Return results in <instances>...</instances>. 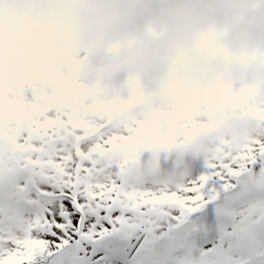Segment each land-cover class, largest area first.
Listing matches in <instances>:
<instances>
[{
	"label": "snow or ice",
	"instance_id": "obj_1",
	"mask_svg": "<svg viewBox=\"0 0 264 264\" xmlns=\"http://www.w3.org/2000/svg\"><path fill=\"white\" fill-rule=\"evenodd\" d=\"M238 102L254 133L208 139L176 182L149 173L131 183L125 165L103 163L106 145L132 137L85 147L107 121L75 106L19 112L21 134L0 131V264H264V93Z\"/></svg>",
	"mask_w": 264,
	"mask_h": 264
},
{
	"label": "clouds",
	"instance_id": "obj_2",
	"mask_svg": "<svg viewBox=\"0 0 264 264\" xmlns=\"http://www.w3.org/2000/svg\"><path fill=\"white\" fill-rule=\"evenodd\" d=\"M259 36L264 0H0V87L37 81L47 68L97 89L119 81L144 89L152 117L264 77ZM215 119L216 133L235 140L255 126L228 102H217ZM184 171L165 175L176 182Z\"/></svg>",
	"mask_w": 264,
	"mask_h": 264
},
{
	"label": "rangeland",
	"instance_id": "obj_3",
	"mask_svg": "<svg viewBox=\"0 0 264 264\" xmlns=\"http://www.w3.org/2000/svg\"><path fill=\"white\" fill-rule=\"evenodd\" d=\"M258 42L264 47V36H259ZM56 85L60 87L58 95H50L42 90ZM249 91L264 93V77L253 83H237L230 87L221 85L215 100H204L192 107L176 104L160 115L149 117L142 110L144 89L141 87L129 90L118 81L108 89H97L79 78L57 75L51 68H47L37 81L0 87V131L6 135L19 136L21 124L16 115L21 111H32L34 115L43 113L55 116L60 112L71 111L75 106L81 113L93 117L97 124L107 121L100 133L84 142L85 147H90L95 142L103 143V140L113 135L132 137L127 143L115 140L106 145L102 156L103 163L112 167L125 165L128 178L134 175L133 167L136 163L158 160V165L165 174L169 166L177 167L176 163H169L167 158L181 151L186 139V134H183L184 125L191 127V122L195 121L196 131L204 136L203 142L207 146L206 149L208 148L206 141L211 136L207 133L211 128L217 127V102H228L250 115L255 122L252 135L257 126L256 121L251 112L242 108L238 102L241 92ZM45 109L47 111H44ZM170 119L177 123L175 129L169 126ZM162 120L166 121L165 125L161 124ZM12 121L17 123L15 129L11 127ZM201 124L204 127H200ZM226 139L235 140L227 137ZM78 143L80 142L72 132L65 134L64 144L69 150L76 149ZM179 163L184 162L179 160ZM146 176L145 173L141 174L140 179L134 183L144 180Z\"/></svg>",
	"mask_w": 264,
	"mask_h": 264
},
{
	"label": "bare ground",
	"instance_id": "obj_4",
	"mask_svg": "<svg viewBox=\"0 0 264 264\" xmlns=\"http://www.w3.org/2000/svg\"><path fill=\"white\" fill-rule=\"evenodd\" d=\"M12 115L9 117L11 118ZM173 119V118H172ZM17 126V123L12 121L11 122V127L15 129ZM169 126L174 128L177 126V123L174 122L170 119L169 120ZM183 134H186V139L184 141V145L181 148V151L177 154H173L170 157L167 158L169 163H176L177 167H184L185 171L181 174V177L186 175L189 171V164L190 166L192 165V162L198 159H202L208 151V148L206 149V144L203 142L205 139L204 136H202L200 133L195 131L194 133H188V132H183ZM208 136H211V138L214 137H222L226 138L225 136L218 135L216 133V127L211 128L210 131L207 133ZM195 145V150L193 151L189 146ZM175 150V149H173ZM172 150V151H173ZM174 152V151H173ZM179 160L183 161L184 163H179ZM158 160H147L143 162L136 163V165L133 167L134 175L129 176L127 179L128 181H135L140 179L141 174L145 173L148 175L149 173H156L158 174L161 178L171 181L164 172L162 171V168L159 167L158 165ZM172 166H169L168 168H171ZM147 177V176H146ZM141 181H137L139 183Z\"/></svg>",
	"mask_w": 264,
	"mask_h": 264
}]
</instances>
